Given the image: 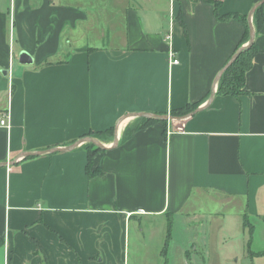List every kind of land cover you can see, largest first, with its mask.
<instances>
[{
  "label": "crops",
  "instance_id": "obj_1",
  "mask_svg": "<svg viewBox=\"0 0 264 264\" xmlns=\"http://www.w3.org/2000/svg\"><path fill=\"white\" fill-rule=\"evenodd\" d=\"M243 35L202 1L0 0V264H166L171 223L201 229L232 206L264 264V23L245 93L217 95ZM90 133L110 136L94 177L73 147Z\"/></svg>",
  "mask_w": 264,
  "mask_h": 264
},
{
  "label": "rangeland",
  "instance_id": "obj_2",
  "mask_svg": "<svg viewBox=\"0 0 264 264\" xmlns=\"http://www.w3.org/2000/svg\"><path fill=\"white\" fill-rule=\"evenodd\" d=\"M247 45L249 41L242 47ZM104 138L108 140L110 136ZM217 210L222 215L212 219L203 218L201 229L192 223L193 225L187 232V223L178 221H175L173 225L171 223V243L169 241L167 250V258L171 260V264H255L251 257L247 258L250 256L249 250H255L253 219L243 223L240 215L241 207L238 206ZM195 226L196 229H194ZM196 247L199 249L194 252ZM186 250L191 252L188 255L191 259L188 263L182 260L186 255ZM168 259L166 262L169 263Z\"/></svg>",
  "mask_w": 264,
  "mask_h": 264
},
{
  "label": "trees",
  "instance_id": "obj_3",
  "mask_svg": "<svg viewBox=\"0 0 264 264\" xmlns=\"http://www.w3.org/2000/svg\"><path fill=\"white\" fill-rule=\"evenodd\" d=\"M199 1H202L206 4L213 5L215 8V15L216 18L219 21L227 22L234 20L238 23H240L244 27V35L241 41V44L239 45V49L250 40V25H249V19L246 15L241 14H228V15H221L219 14V10L222 6V4L226 0H192L194 4H197ZM253 27L255 33H259L263 23H264V4L260 6L253 14ZM238 49V50H239ZM258 49L255 42L252 43L251 46L244 49L240 55L237 57L236 60L228 67V69L222 74L220 79L218 80L217 84V95L219 96H233V97H239L243 93H245V81H246V75L249 72V70L252 68L253 60L255 55L257 54ZM199 108V105H189L185 108L174 110L170 113L172 117H185L192 112L196 111ZM145 125H149L150 123L156 122V119H143ZM140 125H138L135 130H140ZM143 128V127H142ZM111 137L113 138V130L110 132ZM108 133V136H109ZM107 134V133H106ZM86 137L104 140V137H106L102 133H90ZM126 137V136H125ZM112 140V139H110ZM84 147V150L87 151L89 156V162L87 165V174L89 177H94L100 175V172L95 171L93 174L91 173V170L94 165V156L97 152L102 151V148L96 147L95 145L91 143H87ZM165 250L163 251V253ZM45 264H47V260L45 259ZM166 264H169L166 262Z\"/></svg>",
  "mask_w": 264,
  "mask_h": 264
},
{
  "label": "water",
  "instance_id": "obj_4",
  "mask_svg": "<svg viewBox=\"0 0 264 264\" xmlns=\"http://www.w3.org/2000/svg\"><path fill=\"white\" fill-rule=\"evenodd\" d=\"M263 4H264V0L259 1V2L255 5V7L252 9L250 15L248 16V19H249V25H250V40H249V45H247L246 47H242V48H240V49H239V50L233 55V57H231V59L228 61V63L225 65V67H224V68L222 69V71L220 72V74H219V76H218V78H217V82H218V80L220 79V77L222 76V74H223V73L228 69V67L234 62V60L237 59V57L240 55V53H241L244 49H246L247 47L251 46L252 43L254 42L255 31H254V27H253V23H252V16H253L254 12H255L260 6H262ZM19 62H20V64H22V65H32V64H33V59L31 58V56H30L28 53H26V52H22V53L20 54V56H19ZM209 102H211V99L208 101V104H209ZM196 111H197V110H196ZM196 111L192 112L191 114H189V115H187V116H185V117H177V118L172 117L171 115H170V116L167 115V116H164V117H163V116H162V117H161V116H156V115H147V116H148L149 118H151V119H156V120H158V119H165V120H168V119H186V118L192 116ZM82 143H91V144L95 145L96 147H99V148H102V149H103V147H104L101 143H99L98 140H95V139L90 138V137H87V138H85V139H82L81 141H79V142H77L75 145H73V147H74V146H77V145H79V144H82ZM114 143L116 144V142H114ZM73 147H67V148L62 149V150L68 151V150H70V149L73 148ZM62 150H60V149H56L54 152L62 151Z\"/></svg>",
  "mask_w": 264,
  "mask_h": 264
},
{
  "label": "built area",
  "instance_id": "obj_5",
  "mask_svg": "<svg viewBox=\"0 0 264 264\" xmlns=\"http://www.w3.org/2000/svg\"><path fill=\"white\" fill-rule=\"evenodd\" d=\"M170 16H171V22H172V18H173V10L171 9V12H170ZM172 38H173V35H172V28L167 36V41L171 44L172 42ZM170 56L171 58L173 59L174 58V52H170ZM173 64H179V61L177 59H173L172 61ZM0 125L1 127H4L6 129H10V124L8 122V118H7V115H4L3 118L1 119L0 121Z\"/></svg>",
  "mask_w": 264,
  "mask_h": 264
}]
</instances>
